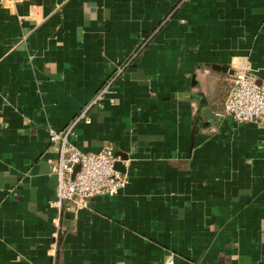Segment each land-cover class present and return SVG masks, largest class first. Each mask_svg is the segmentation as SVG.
Instances as JSON below:
<instances>
[{
  "label": "crops",
  "instance_id": "1",
  "mask_svg": "<svg viewBox=\"0 0 264 264\" xmlns=\"http://www.w3.org/2000/svg\"><path fill=\"white\" fill-rule=\"evenodd\" d=\"M241 68L264 79V0H0V264H264V123L216 113ZM112 77L70 139L128 181L55 251L48 128Z\"/></svg>",
  "mask_w": 264,
  "mask_h": 264
},
{
  "label": "built area",
  "instance_id": "2",
  "mask_svg": "<svg viewBox=\"0 0 264 264\" xmlns=\"http://www.w3.org/2000/svg\"><path fill=\"white\" fill-rule=\"evenodd\" d=\"M114 79L112 77L98 91L94 100L68 127L62 130L48 128L50 141L59 145L58 158L53 165V172L58 177L56 197L50 201V206L56 209L51 243L55 251L60 236L65 231L62 223L65 210L74 212L87 207L90 199L97 194L114 196L128 181L127 175L116 168V163L120 160L112 144L105 143L98 151H84L70 139V133L76 123L81 120L90 122V106L98 104L106 96ZM216 113L220 118L231 116L241 123L263 124L264 79L259 80L250 69H236L230 76L229 91L222 108ZM55 255L54 252L53 256ZM167 264H175L173 256L167 260Z\"/></svg>",
  "mask_w": 264,
  "mask_h": 264
},
{
  "label": "water",
  "instance_id": "3",
  "mask_svg": "<svg viewBox=\"0 0 264 264\" xmlns=\"http://www.w3.org/2000/svg\"><path fill=\"white\" fill-rule=\"evenodd\" d=\"M123 166H122V164H121V162L120 161H118L117 163H116V168L117 169H119V168H122ZM78 168V167H77ZM54 180H55V182L57 181L58 182V177H57V175L56 174H54ZM73 215H74V212H66V216L68 217V218H72L73 217Z\"/></svg>",
  "mask_w": 264,
  "mask_h": 264
}]
</instances>
